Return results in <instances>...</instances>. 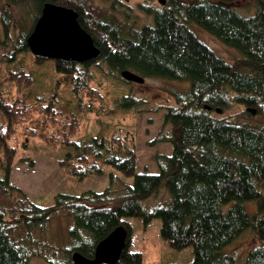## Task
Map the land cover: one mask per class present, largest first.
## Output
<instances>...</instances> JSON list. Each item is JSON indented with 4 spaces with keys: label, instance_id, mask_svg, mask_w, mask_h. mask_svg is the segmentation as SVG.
<instances>
[{
    "label": "trees",
    "instance_id": "trees-1",
    "mask_svg": "<svg viewBox=\"0 0 264 264\" xmlns=\"http://www.w3.org/2000/svg\"><path fill=\"white\" fill-rule=\"evenodd\" d=\"M3 1L7 7L2 8L0 20L7 38L15 25L12 8L28 14L35 11L36 17L32 31L23 33L8 65L0 61V72L8 68L7 80L33 86L31 69L15 62L17 56L27 54L39 66L52 65L61 80L53 95L38 98L6 100L0 91V151L7 164L0 190L7 196L18 193L25 198L16 202L22 208L13 211L0 201V264H31L35 258L59 264L28 244L33 233L45 232L60 211H67L73 220L69 231L73 245L65 264H74L75 252L94 258L97 246L122 226L129 237L118 264H144L143 254L134 250L130 218H141L146 226L161 219L162 236L173 249H193L190 264H238L236 254L225 249L252 230L258 246L251 249L245 264H264V129L239 124L233 116L217 115V109L227 113L235 105L244 106L249 115H264V0H255L258 9L250 17L231 6L237 0H168L163 9L141 5L154 19L153 25L143 28L117 15L119 0ZM46 3L79 14L81 26L102 52L98 61L70 63L33 54L28 39ZM194 25L236 50L241 58L235 64L226 62L190 28ZM100 63L119 72L122 79V73L129 70L145 79H164L187 87L176 97V106L167 108L163 129L150 143L152 147L173 146L171 156H158V173L138 174L137 139L132 129L122 127L108 137L77 139L82 114L102 118L112 113L103 91L94 85ZM63 93L75 100L73 110L63 106ZM116 103L127 109L142 104L130 95ZM19 137L41 138L53 147L71 149L73 154L61 164L80 182L102 177L109 165L134 178V184L117 200L108 201L112 194L108 188L81 196L59 194L55 205L37 206L11 183ZM164 195L169 199L163 204L152 211L145 208L144 201L161 200ZM248 203H256L253 217ZM20 230L27 239L16 238Z\"/></svg>",
    "mask_w": 264,
    "mask_h": 264
},
{
    "label": "rangeland",
    "instance_id": "rangeland-1",
    "mask_svg": "<svg viewBox=\"0 0 264 264\" xmlns=\"http://www.w3.org/2000/svg\"><path fill=\"white\" fill-rule=\"evenodd\" d=\"M119 1L121 4L117 8V15L122 20L129 21L139 28L154 24L153 17L143 11L141 5L161 7L158 0ZM195 1L197 0H186L188 3ZM231 6L247 17L253 16L258 9L255 0H237ZM4 7H7L6 3L0 0V12ZM31 12L28 14L30 12H26L22 8H12L11 14L15 25L11 29L9 38H7L5 27L0 20V61L5 62L6 65H8L7 61L12 57L23 33L32 31L34 27L36 12ZM190 28L229 64H235L241 58L236 50L224 45L196 25ZM15 59V62L23 63L31 69L35 76V83L28 87L26 84L17 81L11 82L7 80L8 68L2 69L0 72V91H3L6 100L38 98L53 95L56 92V86L61 78L52 65L39 66L27 54L19 55ZM95 71L94 85L103 91L107 100V110L112 113L102 118H98L92 113L82 114V128L77 139L85 141L99 136L108 137L112 132L122 127L132 129L135 131L137 139L138 174L144 172L158 173V156H171L173 146L162 144L152 147L150 143L159 136L163 129L167 108L176 106V97L183 94L187 87L174 81L156 78H146L144 84L128 83L121 78L119 72L111 70L104 63H100L99 68ZM128 95L137 98L142 104L135 109H127L116 103L121 97ZM61 96L65 98L62 101L63 106L73 110L75 100L67 98L64 93ZM246 110L244 106L235 105L227 113H217V115L222 118L233 116L232 119L239 124H247L254 129L263 130L264 115H249ZM18 141L20 143L17 145V156L13 164L11 183L21 189L26 194V198L37 206L55 205L59 194L81 196L91 191L102 193L108 188L112 190L108 201L117 200L125 193L127 186L134 184V178L124 176L109 165H105L102 177L92 176L80 182L71 176L67 168L61 164L68 154L72 153L71 149L53 147L45 140L36 137H19ZM6 165L4 153L0 151V178L5 176ZM19 199L23 201L25 198L18 193L14 196H7L0 190V201L11 211L15 208H22L21 203L20 205L16 203ZM168 199L167 195H164L161 200L149 199L144 201V206L147 210L152 211ZM247 208L253 217L257 212L256 203H248ZM128 221L134 231V250L143 254L144 264H190L193 261L192 248L177 251L164 240L161 219H155L148 226L141 218H130ZM72 227L73 220L68 216L67 211H60L54 215L45 232L35 231L33 233L32 242L30 241L28 245L38 248L45 257L59 264H65L67 251L73 245L69 235ZM16 238L18 240L27 239L25 231L17 232ZM257 246L258 241L254 233L252 230H248L232 245L228 246L225 252L236 254L238 264H245L249 252ZM31 264L49 263L44 258H35Z\"/></svg>",
    "mask_w": 264,
    "mask_h": 264
},
{
    "label": "water",
    "instance_id": "water-1",
    "mask_svg": "<svg viewBox=\"0 0 264 264\" xmlns=\"http://www.w3.org/2000/svg\"><path fill=\"white\" fill-rule=\"evenodd\" d=\"M162 2L167 3L166 0ZM28 44L33 54L44 60L83 64L98 61L102 55L93 37L81 26L79 14L73 9L51 3L44 6ZM122 77L128 83L146 82L144 77L129 70L124 71ZM207 109L212 111V107ZM217 113L222 114L223 110L217 109ZM128 237L127 229L119 227L97 246L94 258L75 252L72 256L73 262L118 264L127 247Z\"/></svg>",
    "mask_w": 264,
    "mask_h": 264
},
{
    "label": "bare ground",
    "instance_id": "bare-ground-1",
    "mask_svg": "<svg viewBox=\"0 0 264 264\" xmlns=\"http://www.w3.org/2000/svg\"><path fill=\"white\" fill-rule=\"evenodd\" d=\"M164 1H165V0H164ZM166 1H167V0H166ZM167 2H168V1H167ZM158 3L161 5V7H159V6H155V5H154V6H155L156 8H158V9H163V8L166 6V4H167V3H166V4L163 3L162 0H158ZM46 4H48V3H46ZM46 4H45V5H46ZM51 4H53V3H51ZM255 115H257V112H256ZM114 231H115V230H114ZM114 231H113V232H114ZM113 232H112V233H113Z\"/></svg>",
    "mask_w": 264,
    "mask_h": 264
}]
</instances>
